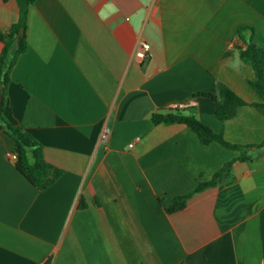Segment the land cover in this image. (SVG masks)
Returning a JSON list of instances; mask_svg holds the SVG:
<instances>
[{
  "label": "crops",
  "instance_id": "0c3cea01",
  "mask_svg": "<svg viewBox=\"0 0 264 264\" xmlns=\"http://www.w3.org/2000/svg\"><path fill=\"white\" fill-rule=\"evenodd\" d=\"M18 19L17 1L0 0L4 40ZM245 26L264 47V0H35L5 115L63 172L38 189L0 128V264H264V107L250 104ZM218 81L248 102L226 120L199 95ZM174 102L252 157L154 123ZM231 160L229 175L167 211Z\"/></svg>",
  "mask_w": 264,
  "mask_h": 264
},
{
  "label": "trees",
  "instance_id": "16d2710c",
  "mask_svg": "<svg viewBox=\"0 0 264 264\" xmlns=\"http://www.w3.org/2000/svg\"><path fill=\"white\" fill-rule=\"evenodd\" d=\"M16 1L19 7V19L10 28L9 40H4L0 33V41L3 42L0 51V128L14 141L13 151L16 153V158L14 159L16 168L38 189H45L56 181L63 170L47 161L43 144L29 132L24 124H15L5 115L11 72L19 55L27 48L25 33L20 38L16 36V33L21 26L26 27L29 6L35 0ZM243 30H249L250 33L245 40V47L240 48L239 53L242 60L250 65L253 70V78L249 80V83L260 97L259 101L251 102L250 104L264 107V47L254 41L255 31L252 27H241L239 33L242 34ZM199 95L209 96L215 101V113L221 120L235 116L238 108L248 103L232 88L220 81L217 82V93L203 92ZM151 118L154 123H185L193 129L202 143L208 144L217 141L226 147L237 149L240 151L237 159L240 160L252 157L247 153L248 145L228 142L222 132L215 131L211 126L194 115L185 113L184 110L175 109L174 111L153 112ZM258 146L264 149V141ZM231 165L232 160L218 170L210 180L199 181L197 186L191 191L170 198L167 211L172 213L182 209L188 198L193 194L209 186L216 185L220 179L231 173ZM80 205L84 206V201Z\"/></svg>",
  "mask_w": 264,
  "mask_h": 264
},
{
  "label": "built area",
  "instance_id": "2783aa9c",
  "mask_svg": "<svg viewBox=\"0 0 264 264\" xmlns=\"http://www.w3.org/2000/svg\"><path fill=\"white\" fill-rule=\"evenodd\" d=\"M150 55H151L150 43H148L146 41L141 42L140 45L138 46L136 52H135V56L138 59L143 60V59L149 57ZM186 106H187V103H185V102H174L170 105L171 108H175V109H182ZM108 137H109V129H108V127H104L102 129L100 139H101V141L106 142ZM7 156L15 159L16 153L13 150H11V151L7 152Z\"/></svg>",
  "mask_w": 264,
  "mask_h": 264
},
{
  "label": "water",
  "instance_id": "95a60500",
  "mask_svg": "<svg viewBox=\"0 0 264 264\" xmlns=\"http://www.w3.org/2000/svg\"><path fill=\"white\" fill-rule=\"evenodd\" d=\"M23 35H24V27L21 26V27L19 28L18 32L16 33V36H17L18 38H20V37H22Z\"/></svg>",
  "mask_w": 264,
  "mask_h": 264
},
{
  "label": "rangeland",
  "instance_id": "374dc122",
  "mask_svg": "<svg viewBox=\"0 0 264 264\" xmlns=\"http://www.w3.org/2000/svg\"><path fill=\"white\" fill-rule=\"evenodd\" d=\"M186 113V111H184Z\"/></svg>",
  "mask_w": 264,
  "mask_h": 264
}]
</instances>
